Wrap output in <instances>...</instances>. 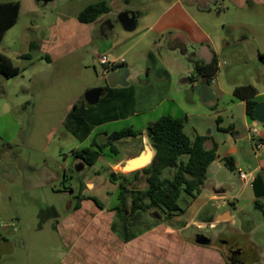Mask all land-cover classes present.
<instances>
[{"label": "rangeland", "instance_id": "1", "mask_svg": "<svg viewBox=\"0 0 264 264\" xmlns=\"http://www.w3.org/2000/svg\"><path fill=\"white\" fill-rule=\"evenodd\" d=\"M36 1L32 0L35 3V11L29 10L22 15L0 45V53L10 58L21 70V74L15 78L0 77V234L4 238L0 243L2 244L0 264H56L58 261L55 250L48 244L52 228L48 227L46 232H41V218L44 214L52 213L54 208L63 215L69 213L70 203L74 199L72 195H67L63 191L65 188H77L81 177L75 166L77 161L74 151L87 149L94 141L98 144L106 143L108 139L99 135L103 131L111 133L134 126L142 132L149 121L161 114H170V108L174 107L172 102H166L156 113L146 111L155 106L162 97L170 95L182 104L184 111L175 109V114L185 121V134L191 139H194L197 134L208 137V145L209 138L214 137L224 152L229 147L224 143L228 135L223 132L224 129L219 131L216 127L219 124V114L222 117L221 125L224 127H228L233 120L236 121L237 126L242 124L245 111L234 98L232 89L237 85H247L248 82L256 83L255 64L250 61L249 52L241 55L239 59L236 56L221 58L222 65L216 76L220 77L224 89L230 94L220 95L214 107L209 98L204 97L191 85H180V79L174 81V86L169 91L168 86L156 77L151 83L142 77L143 81L135 83L134 89L126 92L123 99L115 95H109L106 99L102 97L101 101L93 106L92 115L95 120L102 116L114 115L118 113V107L122 105V102L131 99L135 101L134 110L145 112L126 120L106 124L90 139L80 140L65 126L66 106L78 96L81 98L76 101L77 104L86 103L84 100L86 92L95 88L106 89L105 92L112 91L107 79H101L102 67L99 59L91 54L89 59L93 65L86 71L78 67L77 60L64 66L61 63L51 64L40 57L43 55L41 49L30 48V42L39 44L49 37L51 27L58 21V13L61 10L73 15L74 7L81 11L102 0H54L47 5L37 4ZM176 1L124 0L123 4L117 2L111 16L116 25L114 35L121 37L136 32V30L134 32L124 30L118 20L122 12L119 8L126 7L132 11L142 12L143 18L140 19L142 27L144 21H153ZM183 1L187 3L188 0ZM191 6L195 7L193 10L197 18L206 20L213 18L218 23L229 26L225 36L230 40L242 36L239 35L238 29L232 27V24L237 26L243 20L242 17H237L236 11L226 9L218 12L217 10L209 15L198 4L199 9L195 5ZM216 6L217 4L208 5V8ZM168 40L165 36L159 52L165 61V66L177 71L179 65L177 58L180 56L170 52L164 42ZM104 49L105 47L102 46L101 50ZM28 53L32 55V59L21 57ZM189 62L184 60L187 67H193ZM234 103L236 106L232 108ZM104 110L106 114H103ZM125 110H130L129 105ZM255 125L260 129L264 127V124L256 123ZM125 141L126 144H117L123 152L133 151L139 146L136 149L137 152L142 146V136L128 138ZM240 142L242 145H250L249 141ZM105 154L106 156H102L104 161L112 160L109 157L113 154L110 147L105 149ZM126 156V153H122L120 158ZM113 162L115 161L112 160ZM123 162L124 160L118 159V163L113 167L114 172L123 173L120 169ZM138 168L141 167L136 169ZM95 169L90 167L86 172L91 176L96 172ZM243 170L249 173L246 167ZM131 171H126L124 174L129 175ZM214 171L213 165L210 173L213 181L232 187V193L229 194L228 199L220 201L222 203L214 200L213 203L215 206L220 204L221 210H231L234 214L235 222L231 226L234 230L241 232V235L238 234V244L245 251L241 258L242 262L252 264L258 260L257 256L262 254V264H264V197H256L252 187L254 179L250 178L246 184L240 178L238 169L231 171L222 166L215 171L217 173ZM65 172H67L66 177L63 176ZM174 172L173 169H168L164 172V177L172 179ZM58 174L61 176L59 180ZM207 177V187L198 196L200 198L197 206L208 199L206 195L209 194V172ZM53 178L57 180H52ZM193 202L185 194L182 195L179 204L186 215H191L193 210L189 211V207ZM115 204H118L117 196L112 200V205ZM180 215L183 214L178 216ZM212 224L220 228L225 225H219L216 222ZM220 228L208 227L203 231L214 234L218 233ZM229 239V236H224L222 242L226 243Z\"/></svg>", "mask_w": 264, "mask_h": 264}, {"label": "crops", "instance_id": "2", "mask_svg": "<svg viewBox=\"0 0 264 264\" xmlns=\"http://www.w3.org/2000/svg\"><path fill=\"white\" fill-rule=\"evenodd\" d=\"M102 1L109 4L110 13L103 15L93 23L85 24L78 19L82 10H77L74 7L72 9L73 15L61 10L58 13V21L51 27L49 37L39 44L34 43L36 46L34 49L39 48L43 52L40 57L45 58L51 64L61 63L64 66V64L68 65L71 61L77 60L78 67L86 71L93 65L89 59L91 54L97 56L98 59L102 55H108L113 63L120 64L114 71L120 68L127 69L126 78L119 77L117 86L114 88L109 86L112 91L104 92L100 101L102 97L106 99L109 95L123 99L126 92H131L134 89L135 83L143 81L141 80L142 77H145L148 83L154 82L153 78L156 77L165 86H168L169 91L173 88L174 81L180 79V85H191L204 97L209 98L214 107L218 103L217 100L220 95H229L230 93L224 89L220 77L216 76L210 83L197 77L195 63L205 62L209 64L216 60L220 70L222 57L236 56L239 59L241 55L249 52L251 55L249 59L255 64L256 83L248 82L247 85L255 86L259 92L258 103L264 102V62L260 59V55H264V0H219L215 7L217 9L214 7L202 9L209 15L217 10L218 12L226 9L228 11L234 10L238 18L242 17L241 24L237 26L232 24V27L238 29L239 35L242 36L231 40L225 36V31L229 27L226 24L218 23L213 18H209V20L197 18L195 10H193L195 7L191 6L195 5L199 9L196 0H188L187 3L183 0H177L163 10L153 21H144L142 27L140 22V19L143 18L142 12L121 7L119 11L128 10L138 15V27L135 33L118 37L114 35L116 25L111 16L114 5L117 2L123 4L124 0ZM8 2L20 3L19 18L26 12L28 13L29 10L35 11L36 8L32 0L0 1V3ZM36 3L39 4L37 1ZM165 36L169 39L164 42L169 47L170 52L180 56L177 58L179 64L177 71L166 67L165 61L161 58L159 49ZM31 43L33 42H30V47ZM102 46L105 47L104 50H101ZM184 60H189L193 67H187ZM101 79L106 80L107 77L101 74ZM80 98L81 96L74 98L73 102L66 106V118ZM237 101L245 111L242 124L237 126L236 121L233 120L228 127H224L221 125L222 117L219 114V124L216 126L219 131L221 129L226 131L222 130L228 135L224 140L225 145L229 146L228 149L223 152L218 140L214 137L209 138V145L208 140L205 143L208 149L217 145V159L209 168V194L206 195L208 199L197 206L200 197L197 198L189 207V211L193 210L191 215H186L185 212L172 221L153 220L149 216H144L140 225L127 235L123 234L118 224L120 216L113 210L120 205L118 186L112 183L108 177V171H114V163L112 160L106 162L105 159H102L104 157H100L93 166L96 168L97 174L85 180L86 188L82 189L84 198L77 204L80 207L77 213L63 215L54 208L52 211L59 215L47 213L41 218V232H46L48 227L52 228V235L48 244L56 252L58 259L56 264H238L230 260L229 251L222 243L211 239L209 244H200L192 237L200 222L198 215L200 211L209 205V211L212 212L209 219L212 216H220L225 211L221 210L220 204L215 206L214 200L222 203V200L228 199L229 194L232 193L231 186L213 181V178L210 177L213 165L216 171L222 166L225 167L222 162L223 158L233 157L239 172H244L245 167L248 169L249 179H255V175L264 171V127L263 129H260L259 126L257 128L255 124L258 122L252 121L246 113V103ZM166 102L174 104L168 115L179 118L175 114V109L183 112L182 104L177 98L170 95L162 97L155 106L146 111L156 113ZM128 105L130 110L126 111ZM134 105V99L124 101L122 105H119L118 113L94 120V128L84 140L90 139L97 130L106 124L126 120L145 112L134 110ZM235 106L236 103L232 108ZM162 116L167 115L161 114L147 123L146 128L141 132L142 146L137 152L136 149L139 146L130 151V155L145 153V146H149L155 153L147 135V127ZM132 127L138 131L134 126ZM251 128H257L259 134H252ZM111 133L103 131L99 135L108 139V135ZM242 140L243 142L249 141L250 145H242L240 142ZM256 142L260 143L259 148H257ZM93 143L97 142L94 141ZM215 171L214 173H217ZM59 179L61 176L58 177ZM52 180H57V178ZM65 194L69 195L68 193ZM115 196H117L118 204L113 206L112 200ZM131 212L133 211L131 210ZM234 222L233 219L217 224H225L222 226L225 227ZM218 233H214V235Z\"/></svg>", "mask_w": 264, "mask_h": 264}, {"label": "trees", "instance_id": "3", "mask_svg": "<svg viewBox=\"0 0 264 264\" xmlns=\"http://www.w3.org/2000/svg\"><path fill=\"white\" fill-rule=\"evenodd\" d=\"M20 8L19 2L0 3V45L6 33L17 24ZM110 12L109 4L106 1H100L83 9L79 13L78 19L82 23L90 24ZM35 47L34 43H31L30 48L34 49ZM22 58L31 59L32 55L28 53L22 55ZM260 59L264 62V55H260ZM195 71L197 77L210 83L219 72L218 62L216 60L209 64L196 62ZM20 74L21 70L13 64L12 60L0 53V77L12 79ZM258 94L257 88L253 85L237 86L233 91L236 100L246 103V113L252 121H256L254 109L258 104ZM92 110L93 106H88L86 103L76 104L66 118V128L80 140L87 138L94 128L95 119ZM184 128L185 121L183 119L170 115L162 116L151 122L147 127V135L155 151L151 164L129 176L123 173L110 175L113 181L119 178L128 181L130 176L134 179H138L141 175L146 176L147 188L135 192L132 199L130 208L133 212L157 211L164 214L165 220L172 221L179 214L185 212L179 204L183 194L189 197L192 202L201 194L209 168L217 159L218 148L217 145L211 149L206 148L205 143L208 137L198 135L191 139L185 134ZM141 135V132L135 131L133 128L115 131L108 135V141L105 144L93 143L87 149L75 151V155L84 159L87 165L93 166L100 157L106 156V148L110 147L111 150L116 151L113 142ZM222 162L229 170H237L233 157L223 158ZM168 169L175 171L172 179L164 177V172ZM127 184L129 181L120 184V197L125 206L127 194L131 192ZM2 240L4 238L0 234V243Z\"/></svg>", "mask_w": 264, "mask_h": 264}, {"label": "flooded vegetation", "instance_id": "4", "mask_svg": "<svg viewBox=\"0 0 264 264\" xmlns=\"http://www.w3.org/2000/svg\"><path fill=\"white\" fill-rule=\"evenodd\" d=\"M130 138H138V137H130ZM125 139H128V138H125ZM125 139H122V140L117 141V142H113L116 151L111 150V152L113 154L110 156V159H112V160L115 161V162H113L114 165L118 163V159H122V160L124 158H127L128 159L131 155H133V154L130 155V151H128V150L126 152H123V151H121L118 148L117 144H124V143L126 144ZM142 143H143V138H142ZM122 153H126L127 156L126 157H123V158L122 157L120 158V156L122 155ZM137 155H140V154H137ZM74 156H75L76 161H77L76 164H75V166H76V169H77V171H78V173L80 174L81 177L79 178V182L77 184L78 185L77 188H75V187L65 188V190L63 191V193H68L69 195H72L73 196V199H74V201L70 203V210H69L68 215L71 214V213L72 214H75L80 209V207H78L77 204L79 203V201L81 199L84 198V196L82 195V189L86 188V181L85 180L88 177L95 176L97 174L95 172L94 175H91V176L88 175L87 174L88 172H86V170L89 169L90 167H93L94 165L93 166L87 165V163L84 161V159H82V158L78 157L77 155H75V151H74ZM66 173L67 172L64 173V175H63L64 177H66V175H67ZM112 173L118 174V173H121V172L111 171V172H109L108 177H109V179H110V181L112 183H114V184H116L118 186V190H119L118 191V194H119L118 195V201H119V204L120 205L117 206V207H115L113 210L116 211L117 215L120 216L119 217L118 224H119V228L123 232V234H126L127 235L135 227H137L138 225H140L141 219L144 216H149L153 220L154 219H158L159 221L165 220V218L163 216L164 214H160L157 211L131 212V208L130 207L132 205V199H133V197L135 195V192H137L139 190H145L147 188V186H148L147 181H146V176L141 175V177H139L138 179H134V177H130V178L128 177L129 184H127L128 185L127 187L129 188V190L131 192H129L127 194V204L125 206V205H123V203L121 201V197H120V194H121L120 184L121 183H124V182L125 183H128V181H125L123 178H119V179L113 181L110 178V175ZM131 174H129V175H131ZM58 176H60V175L58 174ZM207 179H208V177H207ZM144 185L146 187H144ZM206 187H207V180L205 182V185L203 186V189H206ZM203 189H202V191H203ZM211 213L212 212L209 211V205L207 207H205V209H203L202 211H200V213L198 214L199 215V218H200L199 219L200 222L198 224H204V223H206L207 226L206 227H203V228L197 226V229H196L197 231H195L192 234V237L195 238V240H197V238L201 234H204L207 237L206 240H209V238H210V239H212V241L214 240V241H217V242L222 243L223 246H225L227 248V250L229 251V258H230L231 261L237 262L238 264H249L247 262L244 263L241 260V258L244 255V252L245 251H244L243 248H241V245L238 244V238H239V235L238 234L241 235V232L240 231L234 230L231 225L220 228L219 231H218L219 233L217 235H214L213 233L210 234L209 231H207V232H204L203 231L204 229H208V227H209V215H211ZM51 214L52 215H59L55 211L53 213H51ZM224 236H229L230 237V239L226 243H223L222 242V239H223ZM257 259L258 260L254 261L252 264H262V261H263L262 254H259L257 256Z\"/></svg>", "mask_w": 264, "mask_h": 264}, {"label": "water", "instance_id": "5", "mask_svg": "<svg viewBox=\"0 0 264 264\" xmlns=\"http://www.w3.org/2000/svg\"><path fill=\"white\" fill-rule=\"evenodd\" d=\"M54 0H37L39 4L43 3L45 5L53 2ZM219 0H196V3L203 9L208 7V5H215ZM118 20L122 27L124 28L125 31L127 32H134L137 27H138V15L135 12L132 11H122L121 14L118 17ZM207 62L209 60L205 58ZM127 69L125 68H120L114 72H112L108 77H107V82L108 85L112 88L116 87L117 82L119 77L126 78ZM124 84V83H123ZM104 89L103 88H95L92 90H89L85 94V101L86 104L89 106L96 105L99 101L101 96L104 94ZM254 117L255 120L260 123L264 124V102H260L256 105L254 109ZM146 152L142 153L140 155L133 154L131 155L123 164L120 166L121 171L124 173L126 171H131L135 172L138 170H141L148 165L151 164L155 153L151 150L149 146H145ZM137 167H141L136 169ZM136 169V170H133ZM252 187L254 189L255 195L257 198L264 197V171H260L256 178L254 179L252 183ZM222 215V216H221ZM220 216H212L209 219V223H221L223 221H231L234 219L233 213L231 210H226L223 214ZM207 237L204 234H201L197 238V243L200 244H206L210 243L211 239L206 240Z\"/></svg>", "mask_w": 264, "mask_h": 264}, {"label": "built area", "instance_id": "6", "mask_svg": "<svg viewBox=\"0 0 264 264\" xmlns=\"http://www.w3.org/2000/svg\"><path fill=\"white\" fill-rule=\"evenodd\" d=\"M99 63L102 67V73L101 74L104 77H108L111 74V72L114 71L118 65H120L118 63H113L108 55H102L99 59ZM251 133L254 135L259 134L257 128H251ZM259 147H260V143H257V148H259ZM239 175H240V178L242 179L243 182H245V183L249 182V176L247 173L240 171ZM223 204H225V203H223ZM198 226L203 228V227H206L207 224L206 223L198 224ZM209 227L214 228L215 225L212 223H209Z\"/></svg>", "mask_w": 264, "mask_h": 264}]
</instances>
